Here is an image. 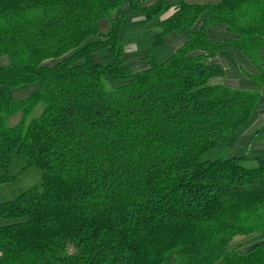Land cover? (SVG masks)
<instances>
[{
  "label": "trees",
  "instance_id": "16d2710c",
  "mask_svg": "<svg viewBox=\"0 0 264 264\" xmlns=\"http://www.w3.org/2000/svg\"><path fill=\"white\" fill-rule=\"evenodd\" d=\"M168 1L0 0V185L18 177L15 153L28 160L20 174L44 171L40 185L0 203V264H264V241L232 246L264 232V167L201 159L227 145L261 98L213 83L225 69L209 59L238 48L263 84L264 0H181L161 19ZM132 12L162 28L155 46L181 29L188 40L135 72L120 37ZM104 19L112 29L101 35ZM217 24L238 37L212 41ZM103 49L111 64L95 61Z\"/></svg>",
  "mask_w": 264,
  "mask_h": 264
},
{
  "label": "crops",
  "instance_id": "0c3cea01",
  "mask_svg": "<svg viewBox=\"0 0 264 264\" xmlns=\"http://www.w3.org/2000/svg\"><path fill=\"white\" fill-rule=\"evenodd\" d=\"M142 3L143 7L152 5L156 0H136ZM181 0H169L170 8L161 15L164 19L179 9ZM189 2H207L217 3L219 0H188ZM126 4L123 9H126ZM120 13V12H119ZM116 14V16L119 15ZM203 24L201 18L194 26V30L200 29ZM112 29V21L104 19L99 22V30L101 35L108 34ZM162 32L156 20L148 21L143 12H132L123 21L120 37L125 48V65L131 67L135 72L145 70L149 67L146 60L148 53H152L159 62H164L171 57L174 52L181 47L189 37V32L183 29L168 34L165 38L163 47L155 48L154 43L156 36ZM209 38L218 42L226 39H235L237 34L228 30L227 25L217 24L209 29ZM97 37H94L96 40ZM145 44L148 49H145ZM153 45V46H152ZM143 49H142V48ZM96 62L103 65L111 64L114 57L105 49L96 52L94 55ZM262 62L264 67V48L261 50ZM47 62V61H46ZM210 63L220 64L225 69L222 77L213 79V83L223 84L235 89L243 90H260L261 98L255 107L252 119L244 125L230 140L225 148V158L243 157V164L249 168L264 167V82L260 86L257 76L261 74L259 67L238 48L223 49L218 51L216 56L209 59ZM39 88L38 83L27 85L14 89V96L17 99L24 98ZM21 113L10 119L12 125L17 124L21 119ZM218 157V156H217ZM219 159V158H208ZM206 159V160H208ZM28 164V160L15 153L13 155L11 175H17ZM4 175V171L0 168V176ZM20 181L6 182L0 185V203L17 198L22 192L38 186L43 181L44 171L38 167L29 168L24 174L20 175ZM24 187V188H23ZM4 220L0 219V223ZM239 247L252 246L257 242L264 241V232H255L249 235H239L234 238ZM233 240V241H234Z\"/></svg>",
  "mask_w": 264,
  "mask_h": 264
},
{
  "label": "rangeland",
  "instance_id": "374dc122",
  "mask_svg": "<svg viewBox=\"0 0 264 264\" xmlns=\"http://www.w3.org/2000/svg\"><path fill=\"white\" fill-rule=\"evenodd\" d=\"M153 46V45H152ZM154 47L155 48H160V47H163V45L162 46H155L154 45ZM142 48V47H141ZM145 49H148L147 47H146V44H145V47H144ZM143 49V48H142ZM148 54H151L153 57H154V55L152 54V53H148ZM157 60V59H156ZM8 61H7V58H5V57H2V58H0V66L1 65H3V64H6ZM45 64H47V65H53V64H55V61L54 60H50V61H47ZM224 147V146H223ZM225 152H226V150H225V148H223L222 149V147H220V148H215V149H213V150H210V151H208V152H206L205 154H203L202 155V157H201V159L202 160H206V159H208V158H220V156L221 157H224L225 156ZM218 156V157H217ZM26 172V171H25ZM25 172H23L22 174H24ZM22 174H17L18 175V177L15 179V180H17V182L18 181H20L19 179H20V175H22ZM14 180V181H15ZM12 182V181H11ZM24 188V187H23ZM232 246H234V245H232ZM237 247V246H236ZM250 247V246H249ZM248 246L247 247H245V245H240L238 248H240V250H246V249H248L249 248ZM171 259H173V256H172V258ZM165 264H173V261L171 260V261H167Z\"/></svg>",
  "mask_w": 264,
  "mask_h": 264
}]
</instances>
